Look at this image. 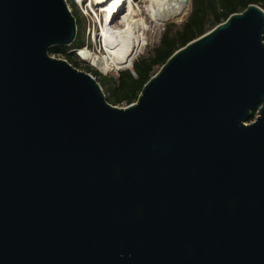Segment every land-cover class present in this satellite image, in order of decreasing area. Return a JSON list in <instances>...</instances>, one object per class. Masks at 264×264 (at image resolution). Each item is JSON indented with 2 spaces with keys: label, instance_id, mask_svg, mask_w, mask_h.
Masks as SVG:
<instances>
[{
  "label": "water",
  "instance_id": "1",
  "mask_svg": "<svg viewBox=\"0 0 264 264\" xmlns=\"http://www.w3.org/2000/svg\"><path fill=\"white\" fill-rule=\"evenodd\" d=\"M76 36L67 0H0V264H264V11L123 108L50 55Z\"/></svg>",
  "mask_w": 264,
  "mask_h": 264
},
{
  "label": "trees",
  "instance_id": "2",
  "mask_svg": "<svg viewBox=\"0 0 264 264\" xmlns=\"http://www.w3.org/2000/svg\"><path fill=\"white\" fill-rule=\"evenodd\" d=\"M67 1L76 20V39L69 47L55 48L49 53L60 55L78 69L77 59L80 58L77 52L88 46L85 37L86 23L73 0ZM249 5H256L264 11V0H190L189 12L182 23L168 25L158 45L151 48L146 56L134 60L131 68L121 70L115 75H101L90 68H85L84 72L96 79L109 104L128 106L137 100L143 85L175 51L224 22L230 15L242 12ZM254 116L253 112L250 121Z\"/></svg>",
  "mask_w": 264,
  "mask_h": 264
},
{
  "label": "bare ground",
  "instance_id": "3",
  "mask_svg": "<svg viewBox=\"0 0 264 264\" xmlns=\"http://www.w3.org/2000/svg\"><path fill=\"white\" fill-rule=\"evenodd\" d=\"M106 17L117 19L122 14L121 3L124 0H92ZM149 7L146 9L156 27L172 18L178 13H182L186 4L184 0H148ZM134 18L126 27L114 25L115 19L103 20V28L100 31L101 47L105 51L103 56L84 50V59L100 72H107L110 67L121 69L129 67L136 56H138L144 46L142 40V26L139 19ZM117 23H119L117 21Z\"/></svg>",
  "mask_w": 264,
  "mask_h": 264
},
{
  "label": "rangeland",
  "instance_id": "4",
  "mask_svg": "<svg viewBox=\"0 0 264 264\" xmlns=\"http://www.w3.org/2000/svg\"><path fill=\"white\" fill-rule=\"evenodd\" d=\"M189 1L184 2V5L186 4L184 10L182 13H178L172 18L168 19L164 23H162L160 26L156 27L155 24L152 21V18L150 17L151 14L146 10L149 7L148 0H124L123 3H121L122 14L117 17V19L114 18L115 14H113V18L115 19V26L119 27H126L130 24L131 20L134 18V14L136 11H138L136 19H139L141 26H142V40L144 46L142 47V50L138 56L134 58V60L146 56L148 51L153 48L154 46H157L159 43L160 38L164 34V32L167 30L168 25L170 24H176L179 25L182 23V21L186 18L188 12H189ZM68 4V1H67ZM69 6V4H68ZM70 8V7H69ZM77 8V7H76ZM102 8H94L92 9V12L89 16H84L81 14L80 10L79 14L83 16L85 23H86V31H85V37L88 43V46L84 48V50H88L91 53L97 54L98 56H103L105 54V51L101 47V41H99V38H97L98 34L100 33L101 29L103 28V20L105 18V25L107 24V20H111V18H108V15L105 17L104 14L101 11ZM117 21L119 23H117ZM56 59H63L60 55H52ZM133 60V61H134ZM79 71H85V68H90L92 70L97 71L101 75H108V74H117L119 71L131 68L125 67L121 69H115L113 67H110L109 70L105 73L100 72L97 68L93 67L87 60H81L77 59ZM132 61V63H133ZM119 108H123L125 106H116Z\"/></svg>",
  "mask_w": 264,
  "mask_h": 264
},
{
  "label": "built area",
  "instance_id": "5",
  "mask_svg": "<svg viewBox=\"0 0 264 264\" xmlns=\"http://www.w3.org/2000/svg\"><path fill=\"white\" fill-rule=\"evenodd\" d=\"M75 6L80 10L81 14L84 16H89L92 9L98 8L95 2L92 0H73ZM71 10V9H70Z\"/></svg>",
  "mask_w": 264,
  "mask_h": 264
}]
</instances>
